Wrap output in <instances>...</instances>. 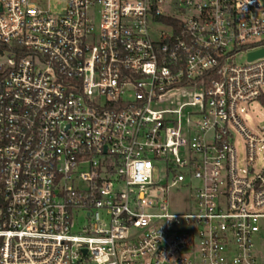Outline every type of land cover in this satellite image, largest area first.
<instances>
[{
  "label": "built area",
  "instance_id": "1",
  "mask_svg": "<svg viewBox=\"0 0 264 264\" xmlns=\"http://www.w3.org/2000/svg\"><path fill=\"white\" fill-rule=\"evenodd\" d=\"M0 43V264H264V0H0Z\"/></svg>",
  "mask_w": 264,
  "mask_h": 264
},
{
  "label": "rangeland",
  "instance_id": "2",
  "mask_svg": "<svg viewBox=\"0 0 264 264\" xmlns=\"http://www.w3.org/2000/svg\"><path fill=\"white\" fill-rule=\"evenodd\" d=\"M244 58H239L238 62H243ZM246 108V122L252 129H258L264 124V105L258 102H252L250 104H244ZM235 144L238 150V158L240 164L244 160V142L243 139L237 134L235 137Z\"/></svg>",
  "mask_w": 264,
  "mask_h": 264
},
{
  "label": "water",
  "instance_id": "3",
  "mask_svg": "<svg viewBox=\"0 0 264 264\" xmlns=\"http://www.w3.org/2000/svg\"><path fill=\"white\" fill-rule=\"evenodd\" d=\"M261 56H264V48L251 52L249 55L250 59H254Z\"/></svg>",
  "mask_w": 264,
  "mask_h": 264
},
{
  "label": "trees",
  "instance_id": "4",
  "mask_svg": "<svg viewBox=\"0 0 264 264\" xmlns=\"http://www.w3.org/2000/svg\"><path fill=\"white\" fill-rule=\"evenodd\" d=\"M5 49V46L0 43V52H2Z\"/></svg>",
  "mask_w": 264,
  "mask_h": 264
},
{
  "label": "clouds",
  "instance_id": "5",
  "mask_svg": "<svg viewBox=\"0 0 264 264\" xmlns=\"http://www.w3.org/2000/svg\"><path fill=\"white\" fill-rule=\"evenodd\" d=\"M248 2H251V0H248Z\"/></svg>",
  "mask_w": 264,
  "mask_h": 264
}]
</instances>
